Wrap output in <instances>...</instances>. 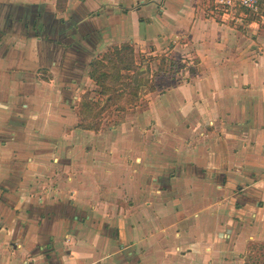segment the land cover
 <instances>
[{
    "label": "crops",
    "instance_id": "obj_1",
    "mask_svg": "<svg viewBox=\"0 0 264 264\" xmlns=\"http://www.w3.org/2000/svg\"><path fill=\"white\" fill-rule=\"evenodd\" d=\"M123 44L196 69L80 128ZM0 264H264V8L0 0Z\"/></svg>",
    "mask_w": 264,
    "mask_h": 264
},
{
    "label": "trees",
    "instance_id": "obj_2",
    "mask_svg": "<svg viewBox=\"0 0 264 264\" xmlns=\"http://www.w3.org/2000/svg\"><path fill=\"white\" fill-rule=\"evenodd\" d=\"M208 1H210V7H212L214 0ZM263 8L264 1L259 5L258 13ZM160 58L162 65L166 66L168 64L170 72L172 70H179V67H175L178 65L175 61L166 56H161ZM144 61L142 58L140 63L137 62L134 48L129 44H123L112 47L105 54L95 58L90 63L89 78L99 87V95L106 97L105 104L100 113L106 112L113 106L116 107L115 112H125L128 108L135 106L136 101L141 95H147L155 90L153 81L155 74L151 73L149 67L142 66L141 63ZM157 71L168 75L163 71L162 67ZM193 71L194 69H190V73ZM91 106V102H85V100L79 104L78 115L83 124L86 123V117L93 110ZM80 127L96 132L101 128V124L99 122L88 125L80 124Z\"/></svg>",
    "mask_w": 264,
    "mask_h": 264
},
{
    "label": "rangeland",
    "instance_id": "obj_3",
    "mask_svg": "<svg viewBox=\"0 0 264 264\" xmlns=\"http://www.w3.org/2000/svg\"><path fill=\"white\" fill-rule=\"evenodd\" d=\"M111 48L107 49V51L110 50ZM106 52L100 54L98 57L102 56ZM147 57L148 58L143 57V59L145 61L141 64L143 67H146V66L149 67L151 70V73L155 74V76L153 77V81H154V85L158 84V86H160L164 80L168 79L169 76H171V77L175 76L176 78H181V77L188 75L187 69L193 70V68H195L194 64H192L193 60L190 61L191 62L190 64H187L186 60L181 59V58L176 59V60L171 59V60L175 61V63L178 64L175 67H179L178 68L179 70H174V71L172 70V72H170V70H169L170 67L168 66V64L165 66V65H162V63H160V59H161L160 57H155V58H149V57H153V56H147ZM135 59L137 62L140 63V60L142 59V57L139 55L137 56L135 54ZM161 67H162L163 71H165V73L168 74V76L157 71L158 69H161ZM185 68H187V69H185ZM185 71H186V73H185ZM180 73H182L183 75ZM164 77H166V78H164ZM93 84L95 85L94 82H93ZM85 89H86V93L82 97L85 100V102H91V104H92L91 107L93 108V110L90 112V114L86 117V123H85L86 125L95 124L96 122H99L101 125L102 124L112 125L113 123H118L128 113H132L133 111H135V108L137 106H138V110H136V111H139V110L141 111L145 107L144 106V103H145L144 102V96L145 95H141V97L136 101L135 106L128 108L125 112H122V113L121 112L120 113L115 112L116 107L113 106V107L109 108L106 112L100 113L102 107L105 104L106 97L99 95L100 89L96 85L94 87H85ZM83 99H81L82 102L84 101ZM98 113H100V114H98ZM78 117H79V115H78ZM78 119L80 120V118H78ZM80 121H79V124L85 125L82 122L80 123ZM260 253L261 252H257V255H259Z\"/></svg>",
    "mask_w": 264,
    "mask_h": 264
},
{
    "label": "built area",
    "instance_id": "obj_4",
    "mask_svg": "<svg viewBox=\"0 0 264 264\" xmlns=\"http://www.w3.org/2000/svg\"><path fill=\"white\" fill-rule=\"evenodd\" d=\"M264 0H214L216 8L224 14L232 13H251L258 14L259 5Z\"/></svg>",
    "mask_w": 264,
    "mask_h": 264
},
{
    "label": "flooded vegetation",
    "instance_id": "obj_5",
    "mask_svg": "<svg viewBox=\"0 0 264 264\" xmlns=\"http://www.w3.org/2000/svg\"><path fill=\"white\" fill-rule=\"evenodd\" d=\"M97 58V57H96ZM93 61V60H92ZM91 61V62H92ZM90 67V66H89ZM81 99H82V96H81V98L79 99V102H78V104H77V108H76V114H77V117H78V107H79V104H80V101H81ZM79 118V117H78ZM80 121V120H79ZM80 123H81V121H80ZM79 127H80V124L78 125ZM80 128H82V127H80Z\"/></svg>",
    "mask_w": 264,
    "mask_h": 264
}]
</instances>
